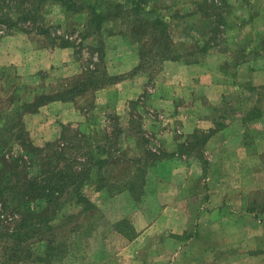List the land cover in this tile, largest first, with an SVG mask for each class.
Here are the masks:
<instances>
[{"label": "rangeland", "instance_id": "obj_1", "mask_svg": "<svg viewBox=\"0 0 264 264\" xmlns=\"http://www.w3.org/2000/svg\"><path fill=\"white\" fill-rule=\"evenodd\" d=\"M227 8L225 0L202 3L193 0H0L1 185L5 184L12 157H25L30 144L42 146L48 141L60 140L62 134L79 132L85 134L84 141L92 144L105 143L104 137L108 134L104 147L111 161L106 164V170L115 179L132 177L135 186L142 190L140 194H132L127 189L117 192L115 183L101 189L90 188L88 196L98 213L95 230L79 242L70 240L71 245L60 261L31 263V258L19 264H264V237L252 235L249 240L247 233L244 242L243 231L225 230V226H220L218 219L215 221L210 215H203L201 219L203 238L197 246L195 243L188 246L193 254H177L179 243L169 238L170 234L189 236L199 230L194 221L196 214L198 216V201L202 199L203 204L209 196V191L203 188L204 167L208 162L200 151H204L210 134L198 132L196 141L185 149L194 152L203 166L199 175L190 176L194 184L201 187V194L183 204L178 214H165L164 197L157 195L160 189L162 191V182L173 184L184 172L178 167L179 160H172L176 163L165 160L162 145L137 126L139 117L155 124L163 120L162 114L141 104L143 107L136 109L138 117L124 125L122 122L126 119L119 121L113 111H103L97 90L116 82L99 88L89 87L83 92L67 91L78 82L86 81L95 68H99V73L114 76L112 73L117 71L114 56L136 51L139 46L141 49L143 44L147 63L116 74L124 76L117 81L139 72H146L150 78L156 76L161 66L157 62L160 55L151 50L161 48L160 36L165 24L169 26L166 42L173 44L176 52L188 51L187 56L194 55L197 40L198 46L208 40L222 45ZM99 9L106 13L104 20L102 15L96 16ZM180 26H193V29L189 32ZM194 27L199 32H193ZM132 44L136 47L131 48ZM198 51L197 55H203V51ZM232 64L229 59L222 69H229ZM147 87L162 90L161 80L151 79ZM52 96L56 100L45 98ZM234 96V101L238 102L239 96ZM62 97L66 99H58ZM246 104L251 105V102ZM253 114L250 112L251 116ZM146 148L154 154H146ZM231 161H219L227 167L219 168L217 178H223L222 168H229ZM145 163L149 168L144 167ZM174 164L176 175L172 174ZM144 171L142 184L138 179ZM238 179V175L235 177L230 171L222 180L224 184L234 183L235 194L248 189L250 195L259 200L258 204H264L257 175L246 185ZM222 182L217 184L218 189ZM256 210L264 218V211L259 212V207ZM19 217L0 197V264H17L6 263L1 244L8 239L3 232L13 229ZM81 220L78 218L77 222ZM211 222H215L214 225ZM69 226L37 230L28 238V245L38 254L46 245L47 237L63 239ZM210 247L217 248V252L198 253Z\"/></svg>", "mask_w": 264, "mask_h": 264}, {"label": "crops", "instance_id": "obj_2", "mask_svg": "<svg viewBox=\"0 0 264 264\" xmlns=\"http://www.w3.org/2000/svg\"><path fill=\"white\" fill-rule=\"evenodd\" d=\"M193 1L202 3L206 0ZM225 1L228 8L223 25V46L210 42L203 55H197L199 42L195 41L194 55L164 59L153 78L146 72H139L97 90L102 110L113 111L119 121L126 119L122 122L124 125L138 117L136 109L143 107L141 104L162 114L163 120L155 124L139 117L137 126L148 132L151 140L162 145L165 160L174 163L172 160H179L178 167L184 172L173 184L162 182V191L160 189L157 195L164 197L165 214H178L183 204L201 194V187L194 184L190 176L199 175L203 166L194 152L185 149L196 141L195 132L210 134L205 140L204 151H200L208 162L204 167L203 188L209 191V196L203 204L202 199L198 201L199 211L194 221L199 230L194 235L170 234L169 238L179 243L176 251L179 255L194 253L188 246L194 243L197 246L203 238V215H210L211 219L215 217V221L218 219L225 230L243 231L244 242L247 233L249 240L252 235L264 237V218L256 210L259 207V212H263L264 204H258L259 200L251 196L248 189L235 194L234 183L224 184L222 180L231 171L246 185L252 176L257 175L258 190L264 193V0ZM114 58L117 71L112 74L126 73L139 63L138 49ZM229 59L232 66L222 69ZM151 79L155 82L160 79L162 90L148 88ZM245 86L255 90H247ZM234 95L239 96L238 102L234 101ZM248 102L251 105L246 104ZM250 112L254 114L251 116ZM221 159L233 161L229 168H222L225 174L220 179L216 172L227 167L219 162ZM235 159L238 162L235 163ZM175 165L173 175H176ZM215 178L223 181L219 189ZM215 252L217 248L210 247L208 251L198 253Z\"/></svg>", "mask_w": 264, "mask_h": 264}, {"label": "trees", "instance_id": "obj_3", "mask_svg": "<svg viewBox=\"0 0 264 264\" xmlns=\"http://www.w3.org/2000/svg\"><path fill=\"white\" fill-rule=\"evenodd\" d=\"M99 15H102L103 20L106 17V13L101 9L96 13V16L99 17ZM163 21L164 23H160H166L165 17ZM168 27L165 24L162 30L161 48L155 47L151 50L154 54L160 55L158 63H162L164 59H179L189 54L188 51L180 52L178 50L176 52L174 45L168 43L169 41L166 42L169 38ZM181 27L189 32L193 29V26ZM194 31L199 32L195 27ZM144 46L145 44L141 49L140 46L138 48L139 67H143L147 63ZM208 46L209 40L204 45L198 46L197 49L201 48L199 50L205 52ZM98 71L99 68L90 71L92 75L86 81L78 82L76 86L72 87L73 89L70 88L67 91L83 92L89 87H103L124 77L110 76L105 72L99 73ZM45 98L56 100L54 96ZM67 129L65 130L67 131ZM197 134L198 132H195L193 135L197 136ZM104 138L106 143L108 134ZM84 139L85 134L79 132L62 134L60 140L48 141L42 146L30 144L25 157H12V165L6 171L5 184L1 185L0 183V197L4 199V204L11 209V212L17 213L20 217L13 229L3 232L5 238H8L1 244L6 263L19 264L31 258H33L31 263L60 261L65 256L67 247L71 245L70 240L79 242L95 230L98 225V213L95 204L88 196L90 188L101 189L110 183H115L113 186L117 192L127 189L132 194L141 193L142 190H139L132 182L134 181L132 177L126 178L127 175L125 178L117 177L115 179L116 177L108 173L105 166L111 160H109L110 154H107L105 150L104 142L103 144L100 142L92 144L91 141H84ZM145 152L154 154L148 148ZM148 165L145 163L144 167ZM145 173L144 171V175H139V181L145 182ZM78 218L82 220L77 222ZM66 224H70V226L63 234V239L53 240L47 237L46 245L42 250H38L40 253L37 254L31 250L28 238L35 231L44 230V228L54 229L56 225Z\"/></svg>", "mask_w": 264, "mask_h": 264}]
</instances>
